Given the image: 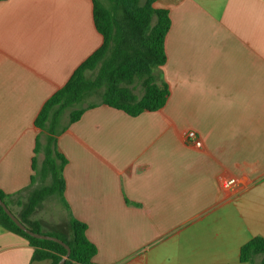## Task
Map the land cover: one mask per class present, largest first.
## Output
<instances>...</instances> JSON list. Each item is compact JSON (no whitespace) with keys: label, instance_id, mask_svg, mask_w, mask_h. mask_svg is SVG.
<instances>
[{"label":"crops","instance_id":"obj_1","mask_svg":"<svg viewBox=\"0 0 264 264\" xmlns=\"http://www.w3.org/2000/svg\"><path fill=\"white\" fill-rule=\"evenodd\" d=\"M155 7L170 19L166 104L137 117L100 105L57 138L67 163L51 232L84 223L91 264H246L240 248L264 238V0ZM101 43L91 0H0V190L12 211L50 181L34 153L38 112ZM32 253L0 225V264H49Z\"/></svg>","mask_w":264,"mask_h":264},{"label":"trees","instance_id":"obj_2","mask_svg":"<svg viewBox=\"0 0 264 264\" xmlns=\"http://www.w3.org/2000/svg\"><path fill=\"white\" fill-rule=\"evenodd\" d=\"M107 1L109 7L91 0L93 22L102 38L101 46L45 101L34 120V127L45 136L44 145L39 141L40 136L36 137L34 153H43L42 173L49 178L48 185L31 191L25 203L17 201L19 214L11 209L15 195L0 190V200L25 227L34 233L56 237L70 248L64 264H91L97 250L86 237V225L74 218L68 220V236L44 232L40 223L31 219L45 199L63 197L62 170L67 161L58 152L57 138L85 111L97 106L137 117L162 109L169 97L161 67L166 62L164 40L170 19L166 9L155 7L162 0ZM90 97L98 101L77 108ZM62 116L66 118L64 124L61 123ZM34 162L35 158L32 159L33 170ZM0 225L28 242L33 248L32 261L57 264L66 253L55 242L35 239L22 232L1 207ZM239 262L264 264V238L254 237L244 244L239 250Z\"/></svg>","mask_w":264,"mask_h":264},{"label":"rangeland","instance_id":"obj_3","mask_svg":"<svg viewBox=\"0 0 264 264\" xmlns=\"http://www.w3.org/2000/svg\"><path fill=\"white\" fill-rule=\"evenodd\" d=\"M98 1L101 4H103L104 6L109 7V2L107 0H98ZM97 101H98V99L95 98V97L87 98L79 106H77V108L84 107V106H86V105H88L90 103H94V102H97ZM65 121H66L65 116H62L61 123L64 124ZM54 204H55L54 199H52V198L51 199L50 198L48 199L47 198V200L44 201V203L41 204L37 208V212H36V215L40 218L41 222L47 225V226L46 225L43 226V230H47L49 232H51L52 230H56L57 228H59V226H56V227L55 226L54 227L52 226L55 223V221L52 219V217L53 216H57V211L54 208ZM60 207H61V205H60ZM13 210H14V212L16 214H19V212H20V208H17V207H13ZM56 220H58L57 222H59V218L56 219ZM61 225L64 226V222Z\"/></svg>","mask_w":264,"mask_h":264},{"label":"water","instance_id":"obj_4","mask_svg":"<svg viewBox=\"0 0 264 264\" xmlns=\"http://www.w3.org/2000/svg\"><path fill=\"white\" fill-rule=\"evenodd\" d=\"M0 207L2 208L3 212L11 219V221L25 234L29 235L30 237H33L35 239H40V240H46V241H52L55 242L59 245H61L66 253L65 255L60 259V261L57 264H64L70 255V248L63 243L60 239L48 235H43V234H38L32 232L30 229L25 227L11 212L10 210L6 207V205L0 200Z\"/></svg>","mask_w":264,"mask_h":264},{"label":"built area","instance_id":"obj_5","mask_svg":"<svg viewBox=\"0 0 264 264\" xmlns=\"http://www.w3.org/2000/svg\"><path fill=\"white\" fill-rule=\"evenodd\" d=\"M184 138L186 142L193 141L196 139V134L193 131H189L185 134ZM235 184H236L235 179H228V180L222 181L221 187L224 189H229L233 187Z\"/></svg>","mask_w":264,"mask_h":264}]
</instances>
